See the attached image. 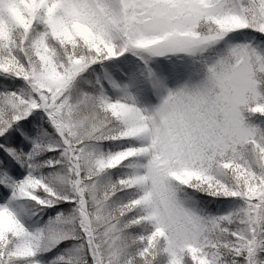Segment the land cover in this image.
Returning <instances> with one entry per match:
<instances>
[{"label": "snow or ice", "instance_id": "snow-or-ice-1", "mask_svg": "<svg viewBox=\"0 0 264 264\" xmlns=\"http://www.w3.org/2000/svg\"><path fill=\"white\" fill-rule=\"evenodd\" d=\"M0 264H264V0H0Z\"/></svg>", "mask_w": 264, "mask_h": 264}]
</instances>
